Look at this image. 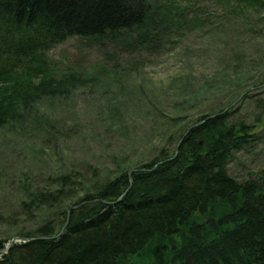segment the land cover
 <instances>
[{"label": "trees", "instance_id": "trees-1", "mask_svg": "<svg viewBox=\"0 0 264 264\" xmlns=\"http://www.w3.org/2000/svg\"><path fill=\"white\" fill-rule=\"evenodd\" d=\"M212 1L245 27L255 12L264 32V1ZM210 22L201 0H0V127L20 123L40 98L82 84L48 58L68 39L141 57L171 45L181 29ZM259 60L264 67V53ZM193 125L179 136L176 156L175 147L162 151L130 177L123 171L85 194L68 221L62 213L58 230L43 223L0 252V264H264V175L238 181L226 171L232 155L256 140L250 126L226 110ZM54 184L26 189L23 207L57 203Z\"/></svg>", "mask_w": 264, "mask_h": 264}, {"label": "rangeland", "instance_id": "rangeland-1", "mask_svg": "<svg viewBox=\"0 0 264 264\" xmlns=\"http://www.w3.org/2000/svg\"><path fill=\"white\" fill-rule=\"evenodd\" d=\"M201 1L211 22L200 31L181 29L155 53L106 55L76 38L48 52L59 73L83 81L69 95L40 98L20 123L0 127V242L6 247L43 223L58 230L62 213L79 198L162 151L171 154L203 115L226 110L248 124L256 140L234 153L226 169L238 181L264 175V32L255 28V12L245 27L212 0ZM62 176L70 178L63 186L56 183ZM51 183L62 192L57 203L23 207L26 189L44 191Z\"/></svg>", "mask_w": 264, "mask_h": 264}, {"label": "water", "instance_id": "water-1", "mask_svg": "<svg viewBox=\"0 0 264 264\" xmlns=\"http://www.w3.org/2000/svg\"><path fill=\"white\" fill-rule=\"evenodd\" d=\"M199 124H201V122L199 123ZM193 126H196V124L195 125H193ZM187 133V131L184 133V135ZM181 140H182V138L178 141V143L176 144V146H175V155L174 156H176V154H177V150H178V147H179V145H180V143H181ZM131 172H132V170L131 171H129L128 172V176L130 177V175H131ZM76 207H72L71 209H69L68 211H67V221H68V218H69V213H70V210H72V209H75ZM67 224V223H66ZM65 226V225H64ZM41 239V238H40ZM29 239H12L11 241H10V243H9V245L6 247V248H4L3 250H0V252H7L15 243H17V241H28Z\"/></svg>", "mask_w": 264, "mask_h": 264}, {"label": "bare ground", "instance_id": "bare-ground-1", "mask_svg": "<svg viewBox=\"0 0 264 264\" xmlns=\"http://www.w3.org/2000/svg\"><path fill=\"white\" fill-rule=\"evenodd\" d=\"M227 171V170H226ZM228 173V172H227ZM229 175V174H228ZM230 176V175H229Z\"/></svg>", "mask_w": 264, "mask_h": 264}]
</instances>
